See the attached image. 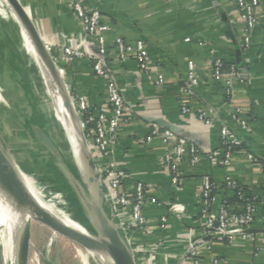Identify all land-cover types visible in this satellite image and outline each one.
<instances>
[{
    "label": "crops",
    "instance_id": "obj_1",
    "mask_svg": "<svg viewBox=\"0 0 264 264\" xmlns=\"http://www.w3.org/2000/svg\"><path fill=\"white\" fill-rule=\"evenodd\" d=\"M72 1L20 0L44 42L52 46L59 64L65 68L64 81L69 92L74 97L87 98L89 113H111L107 82L95 74L93 61L87 56L97 53V48L86 35ZM260 2L259 25L252 34L250 49L246 51L245 24L232 0H84L89 10L99 9L110 26L107 34L110 50L118 37L132 44L144 40L153 64L165 77L164 84L158 89L140 72L135 61H111L110 64L130 118L120 133L114 160L127 174L125 184L132 194L134 185L140 181L145 183L148 196L157 200L145 209L147 233L132 230L126 236L138 264L141 261L152 264L153 261L145 258L155 251L159 257L157 264H163L165 256L168 258L166 264H178L182 260L189 243V237L184 234L199 212L206 176L219 190L213 207L215 212L221 205L222 188L227 177L264 200V0ZM84 41L87 42L82 48L86 54L84 58L68 63L59 53L64 45L79 47ZM217 60L229 68L234 67L240 77L235 84L232 102H228L225 84L212 77L211 68ZM189 61L195 62L201 82L192 98L184 94ZM185 101L192 108L217 111L221 120L207 126L195 114L184 115L181 107ZM233 109L240 110L239 117L247 122V129L233 119ZM158 119L172 126L178 137L195 145L202 155L197 166H191L189 154L185 156L180 168L182 185L178 188L173 186L170 171L163 161L168 146L159 139L146 143L152 121ZM223 122L242 140V146L231 164L213 167L209 155L217 153L220 157ZM45 128L48 135V127ZM94 130L95 126L91 124L90 141ZM63 140L68 146V157L64 156L63 143L52 141L61 159L70 161L66 168L69 172L63 169L52 171L55 180L46 181L56 197L64 196L69 206H75L76 210L83 208L80 215L86 218L80 193L87 196L88 185L72 158L68 140ZM248 154H252L255 161L248 160ZM23 174L28 178L26 172ZM179 212L185 214V223L176 217ZM162 217L167 218L164 229L160 227ZM117 218L125 224L130 223V208L119 210ZM85 223H88L86 219ZM253 229H264L261 215L254 222ZM194 232L201 236V229ZM160 235L165 242L161 250L157 245ZM254 238V241H247L238 236L229 244L206 240L201 264H212L214 258H218L221 264H264V233H256Z\"/></svg>",
    "mask_w": 264,
    "mask_h": 264
},
{
    "label": "built area",
    "instance_id": "obj_2",
    "mask_svg": "<svg viewBox=\"0 0 264 264\" xmlns=\"http://www.w3.org/2000/svg\"><path fill=\"white\" fill-rule=\"evenodd\" d=\"M173 1V0H170ZM240 12L241 19L245 24L244 30V46L248 51L251 46V38L255 28L259 25V8L260 0H232ZM74 11L81 21L86 35L95 43L97 53L87 54L89 59L93 61V69L95 74L103 78L107 82V95L112 107L111 113L99 112L89 119V124H94L95 130L93 135L91 151L96 164L102 170L101 175L106 185V192L110 196L111 205L116 214L123 208H130L131 222L125 224L120 222L125 236L132 230L146 234L148 231V220L145 215V209L149 203H156L155 198H150L147 194V187L143 182H137L134 185L133 194L126 188L127 174L123 172L116 161L114 154L120 141V133L124 126L129 124L128 109L122 90L116 80L113 78L111 70V61L126 63L133 60L137 63L140 72L146 79L156 88H161L165 82L164 74L158 67L153 64L146 41L138 40L135 44L125 41L118 37L114 41L113 49L108 46L107 34L110 26L104 21L102 13L99 9L89 10L84 5V0H73ZM48 51L52 54L54 61L57 63L60 73L65 77V68L59 64L55 50L50 44L45 42ZM87 46L84 41L79 47L64 45L59 51L68 63L76 58L86 57L83 47ZM212 77L218 82H222L226 86V96L228 102H232L235 97V84L240 77L234 67L227 68L222 61H215L211 68ZM201 82L197 72V66L194 61L188 62L187 84L184 88V94L188 98H192L196 94V89ZM76 107L81 115L89 113L88 100L86 97H75ZM184 115L195 114L201 122L207 126H213L217 120H221L219 113L212 109L192 108L188 102H183L181 107ZM240 110L233 109L232 117L239 121L243 129L248 128L245 120L239 117ZM86 131L87 124H83ZM89 138V137H88ZM161 140L168 151L164 156V164L170 171L171 182L174 187L178 188L182 185L181 165L187 154L190 156L191 166H197L202 159L200 150L193 144H189L185 139L178 137L174 132L163 129L157 124H151V129L146 137V143L150 144L154 140ZM221 147L224 150L219 154L212 153L209 155L211 165L218 167L219 165L227 166L233 162L236 148H241L242 140L231 130L226 122L220 130ZM221 156L223 160H221ZM248 160L255 161L252 154L247 155ZM226 185L229 191L238 190V182L230 177L226 178ZM214 184L209 176L204 178L201 196V236L195 235V230L187 228L184 235L189 237L187 250L178 264H201V253L205 247L207 237L222 243H232L240 236L243 240L254 241L255 234L247 233L253 229L254 222L261 215L264 221V200L260 201L259 196L254 194L252 198H245L243 192L238 190L237 194L243 201L244 205L240 208L239 213L234 208L220 205L215 212L213 207L216 200L214 195ZM176 217L185 223L186 216L184 213H177ZM161 229H164L167 218H161ZM217 223V225H216ZM163 237H158L157 245L160 250L164 247ZM160 252V251H158ZM152 264H157V251L147 254ZM164 263H168V258L164 257ZM163 263V264H164ZM138 264V263H136ZM140 264H143L141 261ZM212 264H221L218 258H214Z\"/></svg>",
    "mask_w": 264,
    "mask_h": 264
},
{
    "label": "rangeland",
    "instance_id": "obj_3",
    "mask_svg": "<svg viewBox=\"0 0 264 264\" xmlns=\"http://www.w3.org/2000/svg\"><path fill=\"white\" fill-rule=\"evenodd\" d=\"M26 43L22 28L13 16L12 10L7 24L0 17V143L19 170L27 173L28 178L25 177L24 180L28 187L34 186L48 200L57 199L61 211L76 212L81 216L80 211L83 212V208L76 210L75 206H69L64 196L56 197L57 195L49 189V182L46 181L55 180L54 176H51L52 171L60 169L66 171L70 161L66 158L62 160L53 153L39 138L37 131L41 130L46 134L45 127H48L50 136L49 134L47 136L51 141L55 139L56 142L63 143L61 148L65 157H68V146L61 138V130H58L53 118V107L43 80L40 83L37 80L40 74L34 76L32 73V70L38 69V62L29 47L26 48ZM63 85L75 106L77 118L83 128L82 115L76 107L75 97L69 92L65 81ZM85 134L87 136L86 131ZM87 139L91 150L92 142L88 136ZM98 170L102 172L100 167ZM102 184L105 187L104 182ZM2 188L4 190L3 185ZM73 208L74 210H70ZM23 215L30 219L32 224L29 259L34 264H79L73 255L74 251L71 253L72 243L67 240L61 241L58 230L42 223L36 212L27 206L23 209ZM1 250L0 248V252ZM83 262L85 263L84 259ZM0 264H5L1 255ZM91 264L96 262L91 261Z\"/></svg>",
    "mask_w": 264,
    "mask_h": 264
},
{
    "label": "bare ground",
    "instance_id": "obj_4",
    "mask_svg": "<svg viewBox=\"0 0 264 264\" xmlns=\"http://www.w3.org/2000/svg\"><path fill=\"white\" fill-rule=\"evenodd\" d=\"M11 10L12 9L7 0H0V17L5 24H7L9 20ZM13 16L15 17L14 13ZM22 34L27 41L26 44L28 46L26 45V48L29 47L34 56V59H36V61L38 62V69L32 70V73L34 74V76L40 74V77L37 78L40 83L43 80V84L47 89V94L53 107V118L57 123L58 130H61L62 133L61 138H66L72 144L73 151L76 156V161L80 168V173L82 174L89 188L88 196L95 197L97 195V184H95V182L98 183L97 168L95 169L93 164L87 165L86 160L81 157L82 155L80 153L86 151L88 142L86 140H80L78 138V133L81 131V125L78 122L77 115L75 113V106L64 91L65 88H63L62 85L63 83L60 76V69H57L54 66H46L30 45V42L24 30H22ZM57 73L59 78L56 77ZM38 86H40L39 83ZM66 103L69 104L68 108L65 107ZM21 175L30 200L38 204V206H40L42 210L59 219L67 226L78 232L84 239L89 240L78 241L62 234L60 231L58 232L59 239L61 241L67 240L69 243H72L73 249L71 250V253H73L74 251L73 255L75 259L78 260L79 264H91V261H95L96 264H114L113 259L106 247L109 242L107 239L99 240V234L91 227H88L86 223L80 221L79 214H76L73 217L62 212L58 207L57 199L48 200L44 195L36 190L34 186L33 188L28 187L24 180L26 176L23 173ZM3 191L6 190L5 188L3 190L2 183L0 181V248L2 249L0 255L5 264H18V244L21 224L18 221L16 215H23V209L26 206L29 207L32 211L34 210L29 206L28 203L20 204L16 202L9 193L4 194ZM104 192L100 197V200H102L101 203L108 216L111 219L115 220L114 211L110 206V196L107 192ZM108 203H110V205H108ZM83 259L85 260V263L83 262ZM28 264L34 263L29 259Z\"/></svg>",
    "mask_w": 264,
    "mask_h": 264
},
{
    "label": "water",
    "instance_id": "obj_5",
    "mask_svg": "<svg viewBox=\"0 0 264 264\" xmlns=\"http://www.w3.org/2000/svg\"><path fill=\"white\" fill-rule=\"evenodd\" d=\"M7 2L9 3L22 30L26 32L30 45L35 50L38 57L44 62L46 66H54L57 69H59L57 63L53 59L52 54L48 51L45 45V42L43 38L41 37V35L39 34L34 22L29 16L27 10L21 4L20 0H7ZM56 75H57L56 77L59 78L58 73ZM60 76L62 78V83H63L64 78L62 75ZM63 88H64V85H63ZM65 107L68 108L69 104L66 103ZM75 113H76V110H75ZM78 122L80 123L79 119H78ZM152 123L157 124L163 129H168L174 132L173 127L170 126L168 123H166L164 120H160V119L153 120ZM37 134L39 138L45 143V145H47L50 148V150H52L53 153L60 156V153L57 147L44 132L39 130L37 131ZM78 138L80 140H86L88 142L87 136L82 127H81V131L78 133ZM68 143L70 147V152L72 154V158L75 161L77 168L80 171L79 165L77 164V161H76V156L73 151L72 144L69 141ZM80 154L82 155L81 157L86 160L87 165L93 164L94 168L95 169L97 168V164L93 158L92 151L90 150V147H89V142H88V145L86 146V151ZM66 172H69V171H66ZM22 173L23 172L19 170V168L16 166L14 161L10 158V156L8 155V153L6 152V150L0 143V181L3 187L5 188V190L15 199L16 202L20 204L28 203L29 206L32 207V209L36 212L38 218L40 219L42 223L48 225L49 227H52L53 229L60 231L62 234L69 236L72 239H75L78 241L79 240L89 241L88 239H84L78 232H76L75 230L67 226L65 223H63L59 219L55 218L54 216L42 210V208H40V206H38V204H36L34 201L30 200L26 192L25 184H24V181L21 175ZM97 179H98V183L95 182V184H97V188H96L97 195L95 197L94 196L89 197L88 194L87 196H85L82 194V192L80 193L81 200L83 202V206L85 209L84 211L86 212L85 215H86L87 220L89 221V222L87 221L88 227H91L94 231H96L99 234L100 236V238H98L99 240L107 239L109 241L106 247L113 259L114 264H136L134 254L132 252L130 244L127 242V238L123 232V229L120 225V221L117 218V214L115 210L113 209L112 205L108 203V205H110L114 211L115 220H113L105 212L104 207L101 203L102 200H100L101 199L100 197L104 191L106 192V189L102 184L103 179H102V175L99 172L98 168H97ZM67 215H70V214H67ZM82 216L83 218H85L84 215ZM16 217L18 218V221L21 224L19 244H18V247H19L18 264H28L29 249H30V242H31V225H32L31 220L28 219L25 215L17 214ZM247 233L249 234L264 233V229H260V230L250 229L248 230ZM210 239L211 237L206 238V240H210Z\"/></svg>",
    "mask_w": 264,
    "mask_h": 264
},
{
    "label": "trees",
    "instance_id": "obj_6",
    "mask_svg": "<svg viewBox=\"0 0 264 264\" xmlns=\"http://www.w3.org/2000/svg\"><path fill=\"white\" fill-rule=\"evenodd\" d=\"M227 68H229V67H227ZM93 115L94 114H91V113L87 114L86 113V114H83L82 118H81L82 123L83 124H87V126H86L87 136L89 134V128H90V125H91V124H89V119ZM221 150L223 151L224 148L221 147ZM238 150H240V148H236V151H238ZM221 160H223L222 156H221ZM222 190L223 191H222V202H221V204L225 205V206H229L230 208H234L235 212H237V213H239L240 208L244 205L243 201L239 198V196L237 194L238 190L243 192V194L245 195V198H252L253 195L255 194L252 190H249L247 187L241 185L240 183H238V190L237 191L236 190L233 191V192L229 191V189L227 188L226 184L223 186ZM218 192H219V190L215 189L214 190V195L218 194ZM259 200L261 201L260 198H259ZM70 210H73V209H70ZM71 215L74 217L76 215V213H71ZM201 215H202V212H201V206H200L199 212H198L197 216L194 218V222L191 223V224H188V228L195 229V230L202 229L203 224L201 222ZM79 218H80V221L85 223V220H84L82 215L79 216Z\"/></svg>",
    "mask_w": 264,
    "mask_h": 264
}]
</instances>
